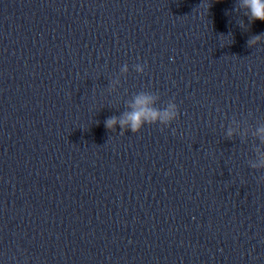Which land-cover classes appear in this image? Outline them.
<instances>
[{
	"label": "clouds",
	"instance_id": "obj_1",
	"mask_svg": "<svg viewBox=\"0 0 264 264\" xmlns=\"http://www.w3.org/2000/svg\"><path fill=\"white\" fill-rule=\"evenodd\" d=\"M243 6L248 8L250 11L251 20L264 21V0H243ZM260 37H254L250 40L249 46L259 40ZM127 70V66L122 69ZM142 67L137 66V71H142ZM155 98L151 95L139 94L135 97L134 103L131 105L132 111L125 112L121 117H109L105 120V127L112 130L114 126L119 123L123 130L126 126L130 128L133 133H138L145 124H157L167 126L172 121L178 118L179 111L175 104H169L167 108L160 110L154 107H150ZM264 132V129H260ZM231 135V133H229ZM264 167V162L260 165ZM257 167V165H252Z\"/></svg>",
	"mask_w": 264,
	"mask_h": 264
}]
</instances>
